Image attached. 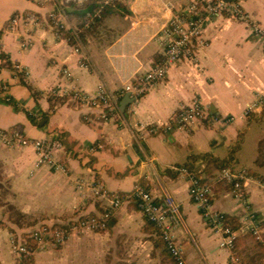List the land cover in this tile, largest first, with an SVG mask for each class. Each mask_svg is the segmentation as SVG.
Returning <instances> with one entry per match:
<instances>
[{"label": "crops", "instance_id": "0c3cea01", "mask_svg": "<svg viewBox=\"0 0 264 264\" xmlns=\"http://www.w3.org/2000/svg\"><path fill=\"white\" fill-rule=\"evenodd\" d=\"M233 1L250 19L213 18L207 32L210 43L199 53V62L171 67L167 79L142 99L135 112L126 106V122L117 125L90 123L86 118L95 111L70 94L75 90L91 94L99 84L118 89L149 70L162 57L158 39L162 27L191 0L116 1L89 23L87 14L97 5L67 8L69 23L80 31L79 52L75 44L58 39L47 27L35 36L32 47L21 50L15 36L3 28L16 11L47 12L48 7L38 0H0L4 43L0 84H8L13 99L9 103L4 99L7 94L0 93V128H18L31 138L61 136L65 146L59 157L67 168L63 172L47 165L36 167L33 147L0 140V264H20L12 250L13 236H27L44 224L61 226L82 216L102 217L107 203L94 194L96 182L116 193L141 185L158 201L169 193L185 216L179 238L188 264H230V252L219 246L222 231L192 200L189 175L173 167L192 168L201 178L219 181L213 186L214 213L237 217L246 228L252 214L259 223L264 221V188L259 184L264 180L260 159L264 106L246 114L248 103L264 95V38L251 26L257 22L264 28V0ZM120 7L128 13L123 23L113 18L115 11L123 13ZM11 61L21 63L28 75L16 78ZM195 100L207 107V118L190 128L173 123L180 106ZM230 116L231 123L215 121ZM141 122L171 128L143 140L134 129ZM224 167L249 173L245 198H235L232 184L221 178ZM78 182H83V188ZM31 261L176 264L158 228L135 203L118 209L106 230L74 234Z\"/></svg>", "mask_w": 264, "mask_h": 264}, {"label": "built area", "instance_id": "2783aa9c", "mask_svg": "<svg viewBox=\"0 0 264 264\" xmlns=\"http://www.w3.org/2000/svg\"><path fill=\"white\" fill-rule=\"evenodd\" d=\"M48 7L47 12L16 11L10 17L3 28L4 33H11L17 39L20 49L26 50L32 47L35 36L44 28L54 31L58 39L76 41L75 51L79 52L80 41L79 29H73L67 19V5L73 4L84 7L89 4H96L94 11L87 14L89 22H94L102 17V10L105 6L116 1L126 3L128 0H38ZM227 15L235 19L249 20L250 15L242 9L239 2L229 0H191L189 5L178 12H175L170 20L162 27L158 39L163 47L162 57L155 61L153 66L146 72L136 75L132 80L121 88L111 89L105 84H99L93 93L76 91L69 93L73 100L86 105L93 111V116L86 119L90 123L101 122L105 124H124L126 118L121 108L122 99L129 94L132 101L127 105L129 112H135L136 107L142 99L160 83L164 82L171 67L189 62L197 64L199 53L210 43L208 26L212 19ZM252 29L264 38V28L257 22L251 24ZM71 31V35L65 32ZM0 46H4L3 37L0 39ZM8 59V58H7ZM16 78L28 75L27 70L17 61L10 62ZM8 84H0V93L5 92V101L13 103L8 94ZM264 106V95H257L255 101L248 103L246 114L249 115ZM208 116L207 107L200 101L195 100L189 104H182L173 117V123L179 127L190 128L200 124ZM232 116L220 120L223 124L231 123ZM171 128L165 123H137L134 125L136 135L145 140L147 137L160 133L162 130ZM0 140L5 144L20 147H33L37 159L35 166H52L56 170L67 172L66 166L59 157L64 150V142L61 136L55 135L45 138H31L18 128H0ZM99 147H101L99 145ZM98 148V146H97ZM92 147V150H95ZM174 169L181 173L188 174L190 178V196L197 203L205 216H210L214 226L222 231L223 238L219 246L230 252V264H244L243 259L236 253V241L239 231L235 230L226 222L225 215L214 213L213 208V186L202 182L201 177L189 172L185 166H174ZM221 178L233 186V195L237 199L245 198V188L251 179L249 173L244 170H236L231 167H224L221 170ZM83 188V182H78ZM259 184L264 188V180ZM93 191L97 197L102 198L106 203V211L102 217L82 216L76 220L67 221L64 225L53 228L44 224L27 236H13L11 245L13 252L20 258V264H26L28 257L46 251L53 247L63 245L72 235L83 234L87 231H104L109 226V221L115 212L128 203H135L144 213L149 222L159 230V237L166 245L170 255L176 264H188L185 251L180 241V230L185 225V216L179 203L166 193L161 201L156 200L151 190L144 186L136 185L132 190L125 193L110 191L104 184L96 182L93 184ZM250 228L255 234L261 236L262 230L253 214L250 217Z\"/></svg>", "mask_w": 264, "mask_h": 264}, {"label": "trees", "instance_id": "16d2710c", "mask_svg": "<svg viewBox=\"0 0 264 264\" xmlns=\"http://www.w3.org/2000/svg\"><path fill=\"white\" fill-rule=\"evenodd\" d=\"M65 33L67 35H71V31L69 30ZM70 42L72 44L75 43L73 39H71ZM4 64H7V62H5ZM30 117L33 118L31 115ZM261 145L263 148L264 140H262ZM258 161H259V158H258ZM189 172L197 176H200V174H198L192 168L189 169ZM201 180L202 182L209 184L211 186H214L216 183H219V181L212 182V181H208V179H205V178H201ZM225 217H226V222L229 223L231 227H233L235 230L240 231L239 236L236 241L235 249H236L237 255H239L243 259L244 264H246L245 258H246V255H248V251H251V252L254 251V254L251 256V259H253L254 261H257V264H264V232L261 233V236L259 237V235L255 234V232L252 229H244L246 228V226H244L243 223H241V221L237 217H233V216L231 217L228 215H226ZM259 225L260 227H263L264 221H261ZM52 227L56 228V227H59V225L54 224ZM24 235H27V234H24ZM31 258L32 257H28V259L26 260V264L32 263ZM253 264H256V263L253 262Z\"/></svg>", "mask_w": 264, "mask_h": 264}, {"label": "rangeland", "instance_id": "374dc122", "mask_svg": "<svg viewBox=\"0 0 264 264\" xmlns=\"http://www.w3.org/2000/svg\"><path fill=\"white\" fill-rule=\"evenodd\" d=\"M110 6H113V4H109ZM114 5H117L116 3H114ZM67 7L68 8H71V9H82L81 7H79V6H76V5H73V4H69V5H67ZM118 9H123V13H119V12H117V11H115V14L113 15V18H114V20L115 21H120L121 23H123L124 22V16H125V13L126 14H128L127 12H126V9L125 8H118ZM127 22V21H126ZM89 32V31H88ZM90 33V32H89ZM264 140V139H263ZM262 153H261V155H260V159L261 160H264V146H263V148H262ZM254 254V251L253 252H251V251H248V255H246V258H245V263L246 264H253V262H255L256 264H257V261H254L253 259H251V256ZM244 262V261H243Z\"/></svg>", "mask_w": 264, "mask_h": 264}, {"label": "water", "instance_id": "95a60500", "mask_svg": "<svg viewBox=\"0 0 264 264\" xmlns=\"http://www.w3.org/2000/svg\"><path fill=\"white\" fill-rule=\"evenodd\" d=\"M131 101H132V98L130 97L129 94H127V95L124 97L123 101L121 102V108H122V110H125L126 106H127ZM41 124H42V123H41ZM246 229H248V227H247Z\"/></svg>", "mask_w": 264, "mask_h": 264}]
</instances>
